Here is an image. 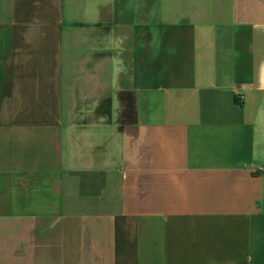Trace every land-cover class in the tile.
<instances>
[{
	"label": "crops",
	"instance_id": "obj_1",
	"mask_svg": "<svg viewBox=\"0 0 264 264\" xmlns=\"http://www.w3.org/2000/svg\"><path fill=\"white\" fill-rule=\"evenodd\" d=\"M0 264H264V0H0Z\"/></svg>",
	"mask_w": 264,
	"mask_h": 264
}]
</instances>
